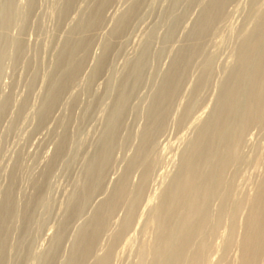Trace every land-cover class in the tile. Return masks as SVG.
Segmentation results:
<instances>
[{
    "label": "rangeland",
    "instance_id": "rangeland-1",
    "mask_svg": "<svg viewBox=\"0 0 264 264\" xmlns=\"http://www.w3.org/2000/svg\"><path fill=\"white\" fill-rule=\"evenodd\" d=\"M212 2L0 0V264H96L103 257L108 264L138 263L142 244L154 240L146 222L150 210L177 174L195 128L210 117L235 66V48L264 4L228 0L205 35L199 22L201 27L212 14ZM203 66L212 70L200 87ZM171 82H176L173 93L162 99ZM251 127L242 148L248 163L235 174L238 196L253 195L264 174V126ZM254 157L259 164L252 163ZM145 174H150L147 186L122 229L130 195ZM122 182L127 192L116 202ZM243 209L241 222L247 215ZM225 222L213 238L207 264L220 261ZM88 242L92 250L79 254ZM232 249L230 263L239 264V250Z\"/></svg>",
    "mask_w": 264,
    "mask_h": 264
},
{
    "label": "bare ground",
    "instance_id": "bare-ground-1",
    "mask_svg": "<svg viewBox=\"0 0 264 264\" xmlns=\"http://www.w3.org/2000/svg\"><path fill=\"white\" fill-rule=\"evenodd\" d=\"M212 1H215V3L212 2L213 5L215 4L214 5L215 9L214 8H212L213 10L209 9L208 7L211 8V5L208 7L206 6V8L208 10H211L213 12H212V14L210 12L211 15H209V16L207 15L208 17L205 15L207 18H205L206 20L203 19L204 22L202 23L201 27H200L201 21L199 22V28H200L199 31H202V32L205 31V27H207V25L210 24L211 21H213V18L216 19L217 15L219 13H221V11L223 10L222 9L223 5H225V7H226L227 6L226 4L228 3L227 2L228 0H212ZM229 3H230V1H229ZM253 4H255L254 1H253ZM257 5L258 4L256 2V6ZM249 7L251 8L250 5H249ZM255 8H257V7H255ZM248 15H250V13H248ZM250 16H252V14ZM222 17H223V15H222ZM219 18H221V15L219 16ZM219 18H218V20H219ZM249 19H247V20L249 21ZM218 20H216L215 22L217 23ZM251 21H253V22H251L253 24V27L249 31H247L248 29L242 30V31H247V32L243 33L241 31L243 33L241 43H240V45L238 44L239 47H237L238 45H236L237 48H235V46L233 47V48L237 49L235 51V53H233L234 54V60H235V66L234 67L232 66L233 68L231 69V71L229 70L230 68L228 69L230 71V73L228 71L229 74H227V75H229V76L227 77V79L225 81L223 80L224 83L222 82L223 84H222L221 88H219V89H221V91H219L220 94H219L218 99L216 97L217 102L213 103V106H214V104H215V106H214V108L212 106V109H211L212 113H209L210 117L207 116L209 118L201 125V127L199 129H197L198 127L195 128L197 130V133H196L195 137L191 141L189 140L190 142L188 144H186L187 147H185L186 149L182 153V158H181L179 170H178V172L175 171V173L177 172V174L175 175V177H173V180L170 183V186L163 192V194L161 196L160 203L157 204L156 206H154L152 208V210H150L151 214H150V217H148L149 219L147 218L148 221L145 220L148 223V226H151L153 229L154 240L153 241L151 240L152 243L149 245H144L141 243L142 247L138 253L139 260H137V262H138L137 264H205L207 262V259H208V254L212 248L213 238L216 235L218 228H221L220 227L221 224L223 222L226 223L225 221H227L228 224H227V230L226 229L224 230V231H226V233L224 232L226 235H225L224 240H223L221 257L219 256L220 261L218 263H216L217 262L216 261L214 264H231L230 260H229V252L232 249V247L234 248V246L237 248V250H239V260H238L239 264H260L262 261H264V260H262L263 259L262 257L264 255V174H262V177L256 182L255 192L253 195L238 196V194L236 192V182H235V177H236L235 174L238 175L236 172L240 168H241L240 170L242 172L243 165H246L248 163V159L246 158L248 155L244 156V153L242 151L243 144L246 142L245 141L246 132H249L248 129L252 128L251 126H253L254 129H257V128H255V126L256 127H263L264 126V4H259L258 9L255 10ZM251 23H249V24H251ZM214 25L210 24V27L214 26ZM246 26H248V25H246ZM230 27L232 28V26H230ZM213 28L215 29V27H213ZM229 30H231V29H229ZM203 33L205 34V32H203ZM196 36H198V35H196ZM199 36H200V34H199ZM201 36H204V35H201ZM236 36H238V38H239V35H236ZM195 43L198 44V41ZM194 44L191 46L194 47ZM200 46L198 44V47H200ZM196 47L197 46L195 45L194 49ZM198 51H199V49H198ZM208 51H209V49H208ZM187 52L188 51H186V53ZM190 52H191V50H190ZM200 52H201V50H200ZM192 56H190V57H192ZM187 57H189V56H187ZM202 57H203V55H202ZM194 59H196V58H194ZM232 60H233V58H232ZM181 61H182V59H181ZM179 62H180V60L178 61V63ZM180 63H179V65H180ZM182 63H184V62H182ZM205 64H206V62H205ZM210 64L212 65V62ZM203 65H204V63H203ZM206 65H208V64H206ZM208 67L214 68V66H210V65H208ZM209 69L210 68H205L204 73L201 72L204 75H203V80H202V78H200V82L202 81V83L200 85L198 84L200 87L201 86L203 87L204 84L206 83L207 79L209 78ZM210 70H212V69H210ZM224 70H226V69H224ZM226 72H227V70H226ZM212 73L213 72H211V75H212ZM175 85H176V82H174V83L171 82L170 86H169V84L167 85L169 87L167 89H165L166 91L161 93L162 99H166L169 95H171V93H173V91L175 89ZM215 86H216V84H215ZM163 89L164 88H162L161 90H163ZM196 92H197V90H196ZM158 95H160V94H158ZM193 100H196V98H194ZM163 101H162V103H163ZM164 103H165V101H164ZM194 105H195V103L193 105H190V106L193 107ZM188 109H189V107H188ZM192 109L193 108H191V110ZM188 112H190V110ZM160 115H162V114H158L157 118H159ZM185 116L186 115H184L182 117H185ZM187 116H186V118H187ZM196 116H198V115H196ZM202 116H204V115H202ZM151 118H153V117H151ZM161 118L164 122L165 119H163V117H161ZM149 120H151V119H149ZM154 120H157V119L155 118ZM160 120L161 119H159V121ZM152 121H153V119H152ZM160 122L162 123V121H160ZM160 122H158V123L160 124ZM155 123H157V122H154V124ZM165 123H166V121H165ZM198 123H199V121H198ZM194 124H196V123H194ZM160 125H162V124H160ZM150 127H152V126L150 125ZM157 128L158 127H156V129ZM261 130L263 131L264 129H261ZM149 134H150V132H149ZM149 134H147V136L146 135L145 136L148 137ZM150 137H152V135L149 136V138ZM143 138H145V137H143ZM146 140L148 141V138ZM146 140H145V142H146ZM150 141H151V139H150ZM142 142H144V141H142ZM148 143H146V144H148ZM150 144H152V143H150ZM150 144H149V146H150ZM144 146H143V148H144ZM149 146H147V147H149ZM141 147H142V145H141ZM143 148H141V149H143ZM144 150L146 151L147 149L145 148ZM149 150L152 151V149H149ZM251 152H252V150H251ZM256 154H259V153H256ZM136 156L137 155H135V158H136ZM148 156L150 158V155H148ZM139 158H140V156H139ZM254 159H255V157H254ZM137 160H138V158H137ZM137 160H136V162H137ZM144 161H145V159H144ZM133 162H134V160H132L131 163H133ZM136 162H134V163H136ZM258 162H259L258 158H256L252 163L259 164L260 162L259 163ZM143 164H145V163H143ZM154 164H155V162H154ZM131 165L133 166V164H131ZM261 166H263V170H264V165L261 164L260 167ZM134 167H135V164H134ZM149 167H151V166H149ZM145 169H147V168H145ZM241 172L240 173L238 172V173L241 175ZM128 173H126V174H128ZM148 175H150V174L144 175L143 180H142L141 184L139 185V187L135 191L133 190L132 195H130L131 201L129 204V210H128V214H127V212L125 213V214H127V216H126L127 218H126L125 222H123L122 229H126L127 226L129 225L130 221H131L134 210L136 209L135 208L136 203H137L138 199L140 198V196H142V194H143L142 193V191L144 190L143 185L146 184L144 182H145V179H147L146 176H148ZM169 177L172 178L171 176H169ZM125 185L126 184L124 182H122L119 190L117 189L118 190V196L116 195L117 198L115 197L117 199L116 202L122 200V196L124 194H126L127 191H125V189H126ZM146 186H147V184H146ZM115 194H114V196H115ZM144 196H145V194H144ZM125 198H126V196H125ZM152 198H153V196H152ZM152 198L149 197V199H152ZM155 198L157 199V197H155ZM127 199H129V198H126V200H125L126 202H127ZM214 201H217L218 207L216 209H213V207H212V204ZM116 202L112 203L111 206H108L105 204L104 205L108 206V208H110V209H113ZM151 202H154V200ZM106 204H108V203H106ZM119 204H121V203H119ZM126 204H128V203H126ZM123 206L126 207L124 204L122 205V207ZM105 208L106 207H104V210H105ZM243 208L247 209V215L244 219V222H241L243 220L241 219L240 221H238L239 220L238 215H239V212ZM110 209H109V211H110ZM244 209H243V211H244ZM147 211H149L148 208H147ZM110 213H112V212H110ZM108 214L106 216L109 217L110 215H108ZM240 216H242V215H240ZM137 218H135V219H137ZM95 220L97 221V218ZM98 221H102V219H99ZM102 222L104 223V221H102ZM238 222L241 223V225H242L241 228L243 230L241 238L239 240L236 238L237 229L239 227ZM94 223L96 224L95 221H94ZM99 224H97V225L99 226ZM102 226H103V228H101V230L104 229L106 225L104 224ZM91 230H93V229L91 228ZM97 230H98V228H97ZM220 231L222 232L221 229H220ZM238 233H241V232H238ZM86 236H88V235H86ZM219 236H220V233H219ZM88 239H89V237H88ZM120 239H122V238H120ZM87 241H89V240H86L85 242H87ZM114 242H115V240H114ZM89 243L90 242L85 243V245L82 246V248L80 250L81 252H79V254L85 255L89 251V249L91 248ZM77 248H79V247L77 246ZM92 248H91V250H92ZM113 248H114V246H113ZM91 250H90V252H91ZM137 250H139V249H137ZM107 253H105V254H107ZM108 255H106V257ZM110 256H111V254H110ZM78 257H80V256H78ZM110 258H109V260H110ZM76 259H78V258L76 257ZM82 259H83V257L81 258V260ZM97 260H99V259H97ZM210 261H211V259H210ZM77 262H79V261H77ZM96 264H108V259L103 257V259L99 260Z\"/></svg>",
    "mask_w": 264,
    "mask_h": 264
}]
</instances>
